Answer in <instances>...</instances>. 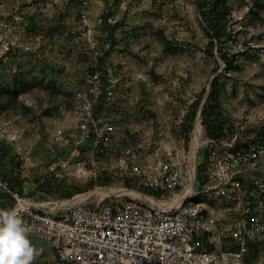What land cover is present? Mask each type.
<instances>
[{
    "label": "rangeland",
    "instance_id": "rangeland-1",
    "mask_svg": "<svg viewBox=\"0 0 264 264\" xmlns=\"http://www.w3.org/2000/svg\"><path fill=\"white\" fill-rule=\"evenodd\" d=\"M229 3L231 38L222 46L234 54V62L226 69L215 49L214 56L206 52L208 37L196 0H0V83L19 90V102L0 113V135L17 151L21 193L48 206L77 194L90 204L100 197L138 195L126 189L170 194L132 176H115L114 166L125 149L139 153L142 163L168 157L173 139L180 151L176 158L196 168L204 158V125L200 120V145L197 112L188 139L181 123L201 90L205 98L215 75L226 117L221 141L264 142V0ZM91 69L103 90L96 114L106 115L116 134L109 153L96 155L97 174L78 175L75 162L85 156L83 149L50 147L47 137L68 125V107ZM243 174L264 182V165ZM204 182L196 178L194 190L203 189ZM96 188L107 194L92 191ZM201 199L219 208L230 203L209 193ZM247 260L264 264V245Z\"/></svg>",
    "mask_w": 264,
    "mask_h": 264
},
{
    "label": "built area",
    "instance_id": "built-area-1",
    "mask_svg": "<svg viewBox=\"0 0 264 264\" xmlns=\"http://www.w3.org/2000/svg\"><path fill=\"white\" fill-rule=\"evenodd\" d=\"M102 92L98 72L88 74L67 111L68 125L57 126L47 137L50 147L83 149L85 156L75 162L78 175L97 174L96 155L109 153L116 134L113 122L95 113ZM203 142L198 136L197 144ZM210 142L206 180L199 191L194 190L195 167L176 158L180 151L173 139L168 157H157L152 164L140 162L139 153L121 150L113 170L115 176H132L154 191L170 189L165 196L137 189L135 196L100 197L90 204L77 194L64 200L67 204L48 206L12 190L2 178L0 188L10 193L8 209L17 210L28 233L53 248L56 264H250L247 242L264 236V182L250 177L254 185L247 199L239 178L246 177L243 170L264 165V142L237 147L232 140ZM203 193L230 203L221 208L205 203Z\"/></svg>",
    "mask_w": 264,
    "mask_h": 264
},
{
    "label": "trees",
    "instance_id": "trees-1",
    "mask_svg": "<svg viewBox=\"0 0 264 264\" xmlns=\"http://www.w3.org/2000/svg\"><path fill=\"white\" fill-rule=\"evenodd\" d=\"M230 0H196V7L199 11L201 20L204 22L205 33L208 37L206 52L210 56H214V49L217 51L219 58L223 61L225 68L228 69L233 65L234 54L224 49L222 43L231 38V31L228 25L229 15L231 13ZM258 5V3H255ZM220 65L217 63L214 71H217ZM91 72H94L91 69ZM27 83V82H26ZM222 83L219 81L218 75H215L209 83V89L205 96V100L201 109V120L204 125V158L200 160L195 168L196 178L201 183L206 180V163L208 153L212 147L211 139L219 138L226 126V117L223 115L222 103L220 100V92ZM203 90L190 104V112L181 123V132L188 139L191 130V120L194 118L197 109L203 99ZM19 90L16 84L8 87L6 83H0V113L8 110L19 102ZM26 107V106H25ZM73 107V102L70 103L68 110ZM27 108V107H26ZM30 109V108H27ZM96 113V109H95ZM264 133V129L260 134ZM241 145L239 142L234 144V147ZM80 158V157H79ZM20 165V160L15 147L7 143L0 135V178L7 181L8 186L12 190L21 193L22 180L18 176L17 169ZM247 199H251L248 195V190L254 185V182L246 177L239 178ZM141 191V190H140ZM151 195H156L153 191H142ZM65 193V192H64ZM262 194V192H261ZM12 205V197L10 193L0 188V206L2 209H8ZM248 246L251 251H258L259 246L264 245V236L258 240L248 241ZM236 246L232 245L231 248Z\"/></svg>",
    "mask_w": 264,
    "mask_h": 264
},
{
    "label": "clouds",
    "instance_id": "clouds-1",
    "mask_svg": "<svg viewBox=\"0 0 264 264\" xmlns=\"http://www.w3.org/2000/svg\"><path fill=\"white\" fill-rule=\"evenodd\" d=\"M35 249L15 208L0 209V264H32Z\"/></svg>",
    "mask_w": 264,
    "mask_h": 264
},
{
    "label": "crops",
    "instance_id": "crops-1",
    "mask_svg": "<svg viewBox=\"0 0 264 264\" xmlns=\"http://www.w3.org/2000/svg\"><path fill=\"white\" fill-rule=\"evenodd\" d=\"M28 238L35 249L32 264H56V254L50 245L43 239L29 233Z\"/></svg>",
    "mask_w": 264,
    "mask_h": 264
},
{
    "label": "bare ground",
    "instance_id": "bare-ground-1",
    "mask_svg": "<svg viewBox=\"0 0 264 264\" xmlns=\"http://www.w3.org/2000/svg\"><path fill=\"white\" fill-rule=\"evenodd\" d=\"M199 130H200V119L198 117L197 120H196V124H195V141H196V143H197V139H198V136H199ZM194 148H195V146H194ZM126 190L131 192V193L138 194V192L136 190H134V189H126ZM92 191H97V192H100L101 194H107V191L104 188H96V189H94Z\"/></svg>",
    "mask_w": 264,
    "mask_h": 264
},
{
    "label": "water",
    "instance_id": "water-1",
    "mask_svg": "<svg viewBox=\"0 0 264 264\" xmlns=\"http://www.w3.org/2000/svg\"><path fill=\"white\" fill-rule=\"evenodd\" d=\"M205 98L202 100L200 106H199V109L197 111V118L199 117V119L201 120V109H202V104L204 102ZM138 192V191H137ZM139 193V192H138Z\"/></svg>",
    "mask_w": 264,
    "mask_h": 264
}]
</instances>
